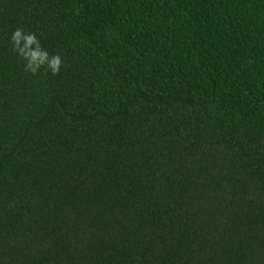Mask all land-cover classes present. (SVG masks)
<instances>
[{
  "label": "trees",
  "instance_id": "obj_1",
  "mask_svg": "<svg viewBox=\"0 0 264 264\" xmlns=\"http://www.w3.org/2000/svg\"><path fill=\"white\" fill-rule=\"evenodd\" d=\"M0 264H264V0H0Z\"/></svg>",
  "mask_w": 264,
  "mask_h": 264
},
{
  "label": "clouds",
  "instance_id": "obj_2",
  "mask_svg": "<svg viewBox=\"0 0 264 264\" xmlns=\"http://www.w3.org/2000/svg\"><path fill=\"white\" fill-rule=\"evenodd\" d=\"M12 51L24 61V71L36 75L43 69L46 73L58 75L63 64L59 54L50 55L45 50L35 33H26L23 28H16L10 37Z\"/></svg>",
  "mask_w": 264,
  "mask_h": 264
}]
</instances>
